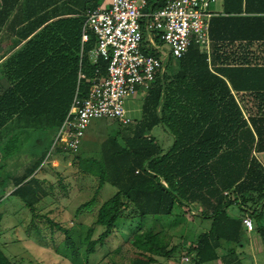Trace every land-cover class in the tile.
I'll list each match as a JSON object with an SVG mask.
<instances>
[{"label": "trees", "instance_id": "trees-1", "mask_svg": "<svg viewBox=\"0 0 264 264\" xmlns=\"http://www.w3.org/2000/svg\"><path fill=\"white\" fill-rule=\"evenodd\" d=\"M101 1L39 0L32 8V0H0V33L10 10H84L52 22L45 14L33 20L27 15L28 22L17 33L21 40L27 39L26 44L6 63L12 86L0 95V128L14 119L25 129L41 124L60 127L77 88L87 90L96 68L91 57L95 36L91 34L82 52V28L85 11ZM164 2L158 0L152 7ZM144 34L147 38L145 29ZM198 45L193 43L180 58L170 55L171 73L159 76L145 91L141 118L126 128L112 129L102 145L98 190L105 182L117 190L99 207L95 223L105 229L97 239L89 236L88 253L104 244L122 217L147 220L151 216L159 221L173 215L180 203L197 201L202 203L199 214L212 223L186 246L192 264H241V254L225 246L244 243L245 216L255 218L264 240V166L256 156L264 151V115L252 116L250 125L241 119L230 89L263 90L259 77L264 68L225 65L214 73ZM100 63L106 65L107 61L100 58ZM157 125L174 135L170 148L148 134ZM123 132L128 133L121 142ZM16 138L10 136L5 151L15 145ZM45 155L34 157L15 178L13 193L31 210L42 197L34 173ZM45 192L43 189V196ZM231 205L239 206L243 216L232 217L227 210ZM165 235L163 229L153 227L136 231L131 242L137 256L129 264H152L156 255L171 257L177 247L169 248ZM0 264H14L1 246Z\"/></svg>", "mask_w": 264, "mask_h": 264}, {"label": "rangeland", "instance_id": "rangeland-1", "mask_svg": "<svg viewBox=\"0 0 264 264\" xmlns=\"http://www.w3.org/2000/svg\"><path fill=\"white\" fill-rule=\"evenodd\" d=\"M162 56L167 61L170 59L165 52ZM172 59L174 61L175 58ZM171 65V62L167 64V73L171 72ZM144 93V89H140L124 100L132 120L142 116ZM130 125L118 119H93L82 140L79 157L69 151L53 149L59 129L55 125L41 124L33 129L22 127L17 130L18 146L21 153H26L20 160L10 161L15 170L13 172L23 170L24 164L30 163L33 156L46 154L38 170H45L49 175L48 179L44 178L47 181L44 186L49 194L45 202L51 206H38L31 210L22 199L13 195L0 202V212L4 214L0 227V246L14 264H129L137 256V249L131 242L134 233L150 227L156 231L163 229L168 247H177L171 257L156 255L157 261L152 264H192L190 260L182 259L184 256L190 258L186 246H191L197 235L209 228L210 221L198 217V222L193 223L196 214L191 208L189 217L192 222L186 224L182 219V205L176 206L173 215L163 216L159 221L144 220L141 216L122 217L103 245L98 244L92 253L87 251L89 240L97 239L105 229L95 223L99 207L117 190L109 182H105L98 190L102 172V145L112 129ZM124 133L128 132H123L121 142ZM148 134L158 137L162 145V135L171 138L163 125H157ZM6 172L0 170V179L4 180L0 187L1 194L5 193V186L9 182L5 177ZM93 197L90 204L82 206ZM91 227L93 233L90 234ZM248 263L246 260L245 264Z\"/></svg>", "mask_w": 264, "mask_h": 264}, {"label": "built area", "instance_id": "built-area-1", "mask_svg": "<svg viewBox=\"0 0 264 264\" xmlns=\"http://www.w3.org/2000/svg\"><path fill=\"white\" fill-rule=\"evenodd\" d=\"M157 1L112 0L109 6L99 5L85 11L82 52L84 43L93 34L96 41L91 57L96 68L87 90L77 88L53 149L79 154L95 118L131 122L124 100L140 89L146 91L163 76L167 60L162 54L180 58L193 43H207L213 14L211 4L217 0H165L160 7L153 8L152 3ZM153 50L158 54H153ZM100 58L107 64L100 63ZM243 223L248 230L255 227L250 216H245ZM188 260L189 256L183 257V261Z\"/></svg>", "mask_w": 264, "mask_h": 264}, {"label": "crops", "instance_id": "crops-1", "mask_svg": "<svg viewBox=\"0 0 264 264\" xmlns=\"http://www.w3.org/2000/svg\"><path fill=\"white\" fill-rule=\"evenodd\" d=\"M38 1L39 0H32V8L35 6L34 2L36 3ZM111 1L112 0H102L100 6H109ZM211 10L213 14L210 19L208 41L203 45H198L200 50L207 56L209 68L214 73L217 72V68L225 65L258 66L264 68V0H217L211 4ZM83 11L84 10L9 11V16L5 21L4 27H2V32L0 33V95L12 86V82L6 72V63L26 44L27 39L21 40L17 33L21 31L28 22V19H26L27 15H32L31 20H33L35 16H42L45 14L49 18L48 22H52L61 16L82 13ZM22 20L23 22L20 23ZM166 70L167 65L163 76L165 75ZM259 79L260 83L264 85V72H262V70L260 71ZM230 89L231 94L241 109V119L246 120L250 125V118L252 116L264 115V89L235 90L232 87ZM19 128L21 127L16 119L13 121L10 120L4 127L0 128V170H7L5 177L9 180L5 186L6 189L4 194H1L0 188V202H3L6 197H11V195L17 196L13 193L16 188L15 178L23 172L27 165V163L24 164L25 167L23 170H20V172H13L15 170H13V164L11 165V162L17 159L20 160L24 157L23 154L26 153L25 151L21 153L17 140L15 141V145L11 146V148L9 147V150H4L11 134L17 136V130ZM12 129L13 131L10 133ZM165 132L169 133L171 138L169 139L162 135L164 143L163 146L165 148H170L174 142V135L167 127H165ZM160 142L162 144V141ZM256 156L264 166V151L258 152ZM32 158H34V156ZM34 176L38 179L39 185L42 188V197L35 204V208L38 206H51L49 203L45 202L48 199L49 194L47 193V188L44 186L47 183L46 180L44 181V178L48 179L49 175L45 172V170H37L35 171ZM3 181L4 180L0 179V187H2L1 185H3ZM43 189L46 191L44 196ZM50 203H53V201ZM179 205H182V219L186 224L189 223V221L192 222V219L190 220L189 217L191 216V212L184 213L185 209L190 207L192 208L193 214H196V216H194L193 223H197L199 217L202 220L208 219L211 226L212 219L203 218L199 214L200 211L198 210L202 209L201 202L180 203ZM227 210L232 217L240 218L243 216L241 208L237 205H231ZM0 215L2 223L4 214L0 212ZM148 218L152 219L151 216H148ZM253 219L255 221L254 225L256 228L254 230L244 229V243L240 245L235 243H226L225 246L226 248L234 247L241 254V264H245L246 260L249 261L248 264H264V240L258 232V225L254 217ZM214 263L223 264L221 261H214Z\"/></svg>", "mask_w": 264, "mask_h": 264}]
</instances>
